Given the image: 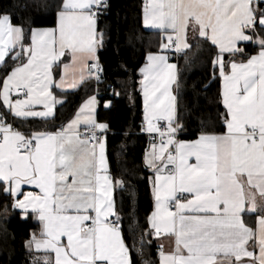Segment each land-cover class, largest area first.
<instances>
[{"label": "snow or ice", "instance_id": "snow-or-ice-1", "mask_svg": "<svg viewBox=\"0 0 264 264\" xmlns=\"http://www.w3.org/2000/svg\"><path fill=\"white\" fill-rule=\"evenodd\" d=\"M109 8V0H61L55 27L28 29L0 11V193L22 218L36 221L38 232L25 241L31 264H134L113 198L114 185L126 181L109 172V126L95 118L97 98L53 131H25L8 119L47 120L60 102L54 88L103 82L97 21ZM143 11L146 28L175 35L163 49L191 48L189 32L213 49L224 111L219 131L202 127L197 138L179 139L177 66L167 55L148 54L140 85L142 131L159 139L145 156L154 211L133 248L143 256L145 234L164 236L175 246L165 252L159 245L160 264H264V0H147ZM65 55L70 63L61 65ZM253 214L255 229L245 219ZM129 228L139 226L133 220Z\"/></svg>", "mask_w": 264, "mask_h": 264}, {"label": "trees", "instance_id": "trees-1", "mask_svg": "<svg viewBox=\"0 0 264 264\" xmlns=\"http://www.w3.org/2000/svg\"><path fill=\"white\" fill-rule=\"evenodd\" d=\"M61 0H0V11L13 15V22L25 29L51 28L57 23L56 13ZM110 8L97 23L98 32L104 33L103 47L98 50L99 63L103 67V82L98 97V122L109 126L107 132L108 159L114 180L126 181L123 188L117 186L115 202L126 244L131 249L134 264H159L158 246L154 238L145 234L144 255H137L133 248L141 230L150 229L148 218L153 212L150 171L145 168L144 155L147 140L141 135L144 122L140 91V69L147 54L157 51L159 33L143 26L145 0H109ZM199 42V44H198ZM30 43V39L26 41ZM192 47L182 55L178 63V121L184 125L181 138H194L202 127L220 130L219 113L224 109L220 101V78L213 76V49L203 41L194 40ZM248 51H253L249 48ZM3 77L0 76V82ZM93 79L73 92L60 93L64 103L58 107L53 118L19 121L9 115L16 125L25 124L36 130L53 131L69 122L80 105L95 95ZM115 93H119L116 95ZM106 105H109L106 107ZM2 109V105H0ZM201 121L206 124L202 125ZM10 197L0 193V264H31L32 256L25 248L30 233L37 231L36 222L29 215L22 218L19 210L11 207ZM8 206L7 214L3 213ZM136 221L139 228L130 231Z\"/></svg>", "mask_w": 264, "mask_h": 264}, {"label": "crops", "instance_id": "crops-1", "mask_svg": "<svg viewBox=\"0 0 264 264\" xmlns=\"http://www.w3.org/2000/svg\"><path fill=\"white\" fill-rule=\"evenodd\" d=\"M147 3V0H145V4ZM143 21H144V13H143ZM143 26H144V22H143ZM144 28L146 29V30H148V31H152V32H157V33H159V36H158V39L157 40H159L160 41V43H158V48H157V51H155V52H150L151 54H163V55H167L168 56V59H169V63H174V64H176V72H177V84H174L173 86H172V88H173V94L176 96V121H178V85H179V67H178V64L177 63H175V62H173L171 59H170V57H169V48H167V49H163L162 48V45L164 44V43H166V37H167V35L168 34H172L171 33V30H168V32L167 33H165L164 31H162V30H160V29H155V28H146L145 26H144ZM97 31H98V29H97ZM173 35V39L175 40V35L174 34H172ZM198 39H202V38H199L195 33H192V32H189L188 33V43L191 45L192 44V42L194 41V40H198ZM171 46V45H170ZM169 46V47H170ZM189 49H187V50H184V51H182L181 53L182 54H184L185 52H187ZM150 53H148V54H150ZM148 54H147V56H148ZM254 54V53H253ZM65 62H67V63H70V57H68L67 55H65V57L64 58H62V61H61V65L63 64V63H65ZM145 64H147V57H146V60H145V63H144V65L141 67V69L145 66ZM140 69V70H141ZM55 72H56V77H57V80H59L61 77H62V75H63V69H62V66L60 67V68H57L56 70H55ZM219 76V75H218ZM142 79V75H141V71H140V80ZM89 80H91V79H86L83 83H79L78 85H77V87H75V88H73V87H71V85H70V83H66V85H65V88L63 89V90H61V89H57V88H54L53 89V92H54V94L56 95V97H57V100L58 101H60L59 103H57L56 104V106H55V114H56V111H57V109H58V107L59 106H61L63 103H64V100H63V98L60 96V93H67V92H73V91H76V90H78L79 88H81L86 82H88ZM220 90L222 91V80L220 79ZM140 91H141V85H140ZM220 91V92H221ZM141 95H142V91H141ZM93 96V95H92ZM92 96H90V97H92ZM95 96V95H94ZM90 97H88L81 105H80V107L78 108V110H77V112H76V114L73 116V118L69 121V122H71L73 119H75L76 118V116L79 114V110H80V108L87 102V100L90 98ZM96 97V96H95ZM97 98V97H96ZM13 99H15V97H13ZM97 101H98V99H97ZM142 103H143V116H144V102H143V95H142ZM98 106H99V102H98V104H97V107H96V111H95V118H96V120L98 121V118H97V116H98ZM3 109V108H2ZM1 110V109H0ZM36 110L37 111H45V109H43V107L42 106H37L36 107ZM2 111V110H1ZM54 114V115H55ZM12 117V116H11ZM54 116H52V117H48L47 119H50V118H53ZM14 118V117H13ZM30 119H37V120H43V119H41V118H30ZM69 122H67V124L69 123ZM174 123H175V121H174ZM67 124H65L64 126H66ZM81 127H83V125H81ZM198 137V136H197ZM197 137H194V138H181V140H184V141H191V140H193V139H195V138H197ZM150 150V148L149 149H146V151H145V155H144V165H145V168H147L146 167V164H145V156H146V153L148 152ZM106 156H107V161H108V166H109V172H110V174H111V171H110V164H109V159H108V148H107V139H106ZM148 169V168H147ZM149 170V169H148ZM150 171V170H149ZM150 173H151V176H152V172L150 171ZM117 186H119L118 184H115L114 185V190H113V198H114V200H115V190H116V188H117ZM151 188H152V185H151ZM29 190H31V189H29ZM153 195V194H152ZM153 200H154V198H153ZM20 211V210H19ZM153 211H154V208H153ZM29 215H31V214H29ZM151 216V215H150ZM114 219V218H113ZM246 224L248 225V226H250V227H253L254 229L257 227V225H258V221H257V219H256V216L253 214V215H248V216H246ZM35 221V220H34ZM36 222V221H35ZM150 226V225H149ZM153 237V236H152ZM154 238V240L156 241V243H157V246H158V251H159V245H163V250L165 251V252H170V251H172L173 249H174V240H172L171 238H169V237H164V236H162L161 238H159V239H156L155 237H153ZM34 255H43V253H36V254H34ZM52 256H53V259H54V254H51ZM159 258V264H160V257H158Z\"/></svg>", "mask_w": 264, "mask_h": 264}, {"label": "built area", "instance_id": "built-area-1", "mask_svg": "<svg viewBox=\"0 0 264 264\" xmlns=\"http://www.w3.org/2000/svg\"><path fill=\"white\" fill-rule=\"evenodd\" d=\"M101 18V17H100ZM99 18V19H100ZM98 19V21H99ZM97 21V23H98ZM169 57L170 59L175 62V63H179L180 59L182 58V53L181 52H175L174 49H173V46H170L169 47ZM102 80H103V73H102ZM94 83H95V96L99 97L100 95V89H99V86L101 83H97V81L95 79H93ZM1 111V110H0ZM145 126V122H143L142 124V127ZM160 126L163 128V127H166V122L165 121H160ZM141 135H144L146 137V140H147V145H146V149H149L151 147V144L152 143H159V139H158V136L156 134H149L145 131H142L141 129V132H140ZM183 135V133L181 132L180 135H179V139H181V136ZM157 255L159 256V251L157 252Z\"/></svg>", "mask_w": 264, "mask_h": 264}]
</instances>
